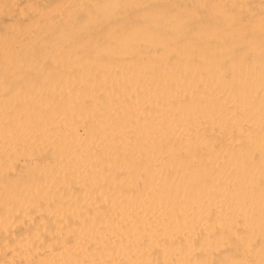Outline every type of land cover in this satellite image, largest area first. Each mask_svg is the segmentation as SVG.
<instances>
[{"label":"bare ground","instance_id":"1","mask_svg":"<svg viewBox=\"0 0 264 264\" xmlns=\"http://www.w3.org/2000/svg\"><path fill=\"white\" fill-rule=\"evenodd\" d=\"M0 264H264V0H0Z\"/></svg>","mask_w":264,"mask_h":264}]
</instances>
